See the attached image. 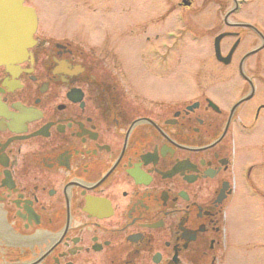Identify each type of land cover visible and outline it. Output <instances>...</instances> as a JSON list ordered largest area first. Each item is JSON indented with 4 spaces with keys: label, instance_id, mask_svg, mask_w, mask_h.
Instances as JSON below:
<instances>
[{
    "label": "flooded vegetation",
    "instance_id": "flooded-vegetation-1",
    "mask_svg": "<svg viewBox=\"0 0 264 264\" xmlns=\"http://www.w3.org/2000/svg\"><path fill=\"white\" fill-rule=\"evenodd\" d=\"M21 1L37 26L0 64V264H235V203H264L260 0H153L140 47L117 0L81 2V32Z\"/></svg>",
    "mask_w": 264,
    "mask_h": 264
},
{
    "label": "rangeland",
    "instance_id": "rangeland-1",
    "mask_svg": "<svg viewBox=\"0 0 264 264\" xmlns=\"http://www.w3.org/2000/svg\"><path fill=\"white\" fill-rule=\"evenodd\" d=\"M83 1L84 0H28L30 5L36 7L40 11L41 17L45 21H51L52 17L55 16L53 19L57 23L64 26H72L74 30L80 32L82 28L76 27L83 22V12L80 10L79 5L81 2L83 3ZM89 1L91 2L89 10L95 11L103 0ZM152 1L153 0H117V10L114 13L121 16L122 25H120V27L126 29L129 27L128 24H130L131 18H134V45H137V47L145 43L143 42V40L145 41V34L141 32L142 30L148 29V27L146 28L147 20H145L144 17L147 15L150 9L149 4ZM194 2L195 5L193 9L201 0H194ZM210 7H212V5L208 8ZM256 8L264 15V0H260V5ZM62 12H65L67 15L66 18L57 17V15ZM96 16L97 15L92 13L89 15V18L93 19ZM189 22L193 27L198 23V19L192 17L189 18ZM142 25L145 26V29H143ZM150 29H154V26ZM124 39L131 40V36L127 35V38L124 37ZM195 44V42L187 41V56L195 57ZM234 213L235 219L233 217L230 218L227 222V227L230 235V238L228 237V244L232 241V243H234L233 245H235L230 252L233 258H235V264H264V203L261 200H243L242 203H235Z\"/></svg>",
    "mask_w": 264,
    "mask_h": 264
},
{
    "label": "water",
    "instance_id": "water-1",
    "mask_svg": "<svg viewBox=\"0 0 264 264\" xmlns=\"http://www.w3.org/2000/svg\"><path fill=\"white\" fill-rule=\"evenodd\" d=\"M4 2L9 3V11L5 13V28L2 24L3 12L0 11V64L21 59L33 43L32 35L36 29V15L33 9L23 6L21 0Z\"/></svg>",
    "mask_w": 264,
    "mask_h": 264
}]
</instances>
